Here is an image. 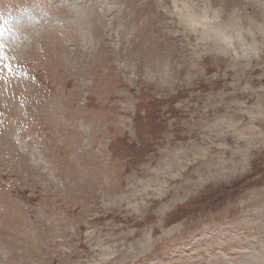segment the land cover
<instances>
[{
  "label": "rangeland",
  "instance_id": "rangeland-1",
  "mask_svg": "<svg viewBox=\"0 0 264 264\" xmlns=\"http://www.w3.org/2000/svg\"><path fill=\"white\" fill-rule=\"evenodd\" d=\"M0 264H264V0H0Z\"/></svg>",
  "mask_w": 264,
  "mask_h": 264
}]
</instances>
